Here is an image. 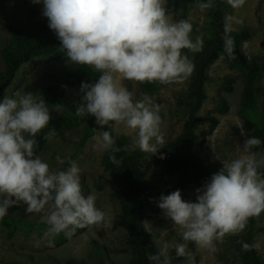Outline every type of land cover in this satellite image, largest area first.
Masks as SVG:
<instances>
[{"label": "clouds", "instance_id": "obj_1", "mask_svg": "<svg viewBox=\"0 0 264 264\" xmlns=\"http://www.w3.org/2000/svg\"><path fill=\"white\" fill-rule=\"evenodd\" d=\"M227 3L237 9L245 0ZM199 7L207 9L212 4L201 3ZM42 15L68 60L99 73L95 82L81 83L82 96L75 115H91L101 128L112 126L110 122L123 125L135 132L134 143L141 152L155 154L157 145L164 143L159 106L147 94L135 99L121 81L167 84L190 76L194 64L181 50L198 52L203 47L201 37L193 40L190 36L192 24L187 19L170 18L165 0H43ZM225 21L224 54L234 58V40L229 33L232 24L243 21L234 15H227ZM50 120L42 96L25 92L0 99V219L10 207L23 202L26 213H42L48 208L41 221L49 226L50 233L105 222L106 214L96 207V197L82 194L80 168L75 161L68 160L64 170L51 171L35 154V137ZM55 135L53 128L44 139ZM93 139L96 147L112 153L111 163L121 164L115 155L120 148L112 132L103 130ZM261 143L258 137L247 138L243 154L222 162L223 167L195 190L194 202L183 200L180 190L161 194L157 207L182 229L184 241L215 252L216 241L239 234L249 218L264 212V156L252 151ZM56 159L60 165L65 163L60 157ZM238 243L245 251L262 246L259 240ZM170 248L178 257L191 255L186 243L164 242L148 260L171 264Z\"/></svg>", "mask_w": 264, "mask_h": 264}, {"label": "rangeland", "instance_id": "obj_2", "mask_svg": "<svg viewBox=\"0 0 264 264\" xmlns=\"http://www.w3.org/2000/svg\"><path fill=\"white\" fill-rule=\"evenodd\" d=\"M43 11V0L37 3ZM199 4L189 5L186 15L181 6H174L168 13L174 20L187 19L192 24L190 36L193 40L201 37L203 45L212 35L210 27V8L201 9ZM234 15L242 19V24H232V31L249 29L251 37L243 43V50L249 60L260 69L259 86L264 87V0H245L242 7L233 9L228 3L225 6V16ZM0 21L22 25L25 22V8L22 0H0ZM10 33L0 24V50L5 46ZM182 54L193 61L199 52L182 49ZM67 57L43 56L36 57L23 64L17 71L12 83L6 88L3 96H14L32 92L40 96V89L45 84H54L63 89L66 96L74 101H80L82 93L78 87H70L64 83L63 73L72 66ZM3 61L0 57V70ZM208 80L205 85L207 98L202 104L199 116L203 123L198 126L194 137V150L203 159L211 175L218 172L217 166L222 162H230L242 155L244 141L255 137V124L250 129L244 125L245 119L238 111L244 86V73L232 66L225 57H218L209 67ZM190 76L181 82L161 84L158 82L152 93L143 92L136 81H121L122 86L133 92L135 99L147 94L154 104L159 106L161 130L164 143L157 145L155 154L143 152L139 167L150 183L151 195L146 206L145 226L152 234L155 242L161 247L164 242L186 243L187 251L183 264H242L237 250L231 244V237L226 235L222 241H216V251L198 247L194 242L182 239V229L165 218L157 207L161 194L168 195L173 189L174 177L162 168L163 146L175 138L182 130L186 120V109L178 101L186 91ZM230 81L231 90L224 87ZM227 104V111L220 112V101ZM50 116L62 112L57 106L47 105ZM257 110L264 114V97L259 94ZM216 119L210 129L212 119ZM115 134L127 136V148L139 150L134 143L135 132L123 125H112ZM85 123H74L63 127L55 136L47 140L44 149L38 156L50 166L51 171L60 170L57 157L75 161L80 168V183L82 194H92L96 197V207L103 211L105 222L76 228L74 231L59 233L48 232V225L41 221L47 213L46 207L42 213H26L23 202L10 207L8 214L0 219V264H64L73 258L79 264H128L131 251L126 243V230L117 224L120 205L111 187L108 173L103 169L102 157L105 151L96 147L93 137L100 135L104 129L95 125L94 133L80 146ZM243 131L244 135H241ZM256 151L264 156V147ZM69 165L67 164L64 169ZM63 169V170H64ZM264 171V169H262ZM203 185L190 184L181 191L182 199L195 201V190ZM151 201V202H150ZM254 242L259 240L262 246L257 252L264 258V212L253 217ZM245 229L236 235L246 232ZM172 249H169V253Z\"/></svg>", "mask_w": 264, "mask_h": 264}, {"label": "trees", "instance_id": "obj_3", "mask_svg": "<svg viewBox=\"0 0 264 264\" xmlns=\"http://www.w3.org/2000/svg\"><path fill=\"white\" fill-rule=\"evenodd\" d=\"M211 3L210 27L211 37L205 40L202 50L194 59V71L186 91L178 103L186 109V120L181 132L163 146L162 168L174 177V190L183 191L190 184L203 185L210 179L211 173L203 159L194 150V137L199 125L203 123L199 116L202 104L207 98L205 89L208 80L207 71L210 65L223 55L234 67L239 68L245 76L244 86L240 98L239 115L245 119L244 125L250 129L255 124V137L261 140L259 148L264 147V114L258 112L257 98L261 94L264 97V87L259 86L260 69L251 62L243 50V43L250 39L251 31L243 29L231 31L229 34L234 40V58L224 54L225 35V6L227 0H165L167 14L174 6H181L185 17L189 5L198 3ZM25 8V22L22 25L0 21L10 33L5 46L0 50V57L3 67L0 70V96L14 80L18 69L33 58L43 56L66 57L61 49L60 41L55 33L48 27V19L42 15V10L32 0H22ZM99 73L89 66L72 64L63 73L64 83L70 87H78L82 82L93 83L98 79ZM225 85L226 90H231L230 81ZM138 87L146 93H152L158 86V81L137 82ZM40 96L43 97L49 106H57L62 112L51 116L49 125L42 129L35 137L37 145L35 154L38 155L45 147L47 140L45 135L51 130L59 132L63 127L74 123H85L83 137L80 146L94 133L95 117L88 115L84 118L75 115L76 107L80 101L69 99L63 89L54 84H45L40 89ZM227 104L222 99L219 105L220 112L227 111ZM112 125L114 123L110 122ZM216 123L212 119L211 130ZM104 130L112 132L116 137V146L120 151L115 153L116 158L121 160L119 166L109 160L110 151H105L102 157L103 169L108 173L113 194L120 205V212L117 217V224L126 230V243L130 248L131 257L128 264H153L148 260L149 254H155L160 249L152 234L146 228V206L151 195L150 183L139 162L143 158L140 150L127 148V136L115 134L112 126H104ZM259 148H254L258 150ZM60 167L63 170L68 164L67 161ZM222 167L217 166L219 171ZM254 218L248 220V229L241 235L231 237V244L237 250L242 264H264L257 250L245 251L241 242L249 244L254 242L253 234ZM47 225V224H46ZM88 225L80 228H85ZM49 227V226H48ZM171 264H183L184 257L176 256L175 249L170 251ZM64 264H79L76 259L69 258ZM104 264V263H101Z\"/></svg>", "mask_w": 264, "mask_h": 264}]
</instances>
